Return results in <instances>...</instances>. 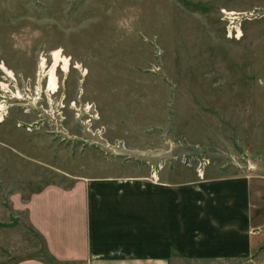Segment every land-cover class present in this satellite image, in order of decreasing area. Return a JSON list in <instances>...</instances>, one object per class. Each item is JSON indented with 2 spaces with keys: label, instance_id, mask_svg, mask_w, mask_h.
Returning <instances> with one entry per match:
<instances>
[{
  "label": "rangeland",
  "instance_id": "374dc122",
  "mask_svg": "<svg viewBox=\"0 0 264 264\" xmlns=\"http://www.w3.org/2000/svg\"><path fill=\"white\" fill-rule=\"evenodd\" d=\"M0 107V264H58L20 208L43 192L85 197L97 252L141 263L153 218L159 260L227 264L171 252L163 221L182 245L226 175L264 218V0H0Z\"/></svg>",
  "mask_w": 264,
  "mask_h": 264
},
{
  "label": "crops",
  "instance_id": "0c3cea01",
  "mask_svg": "<svg viewBox=\"0 0 264 264\" xmlns=\"http://www.w3.org/2000/svg\"><path fill=\"white\" fill-rule=\"evenodd\" d=\"M219 179L207 183L204 191L199 192L203 200L198 202L196 216L194 212L182 209L183 215L186 216L184 220L188 222V228L181 233L183 244L180 246H177L178 243H171L173 238L172 212L167 208L164 209V239H169L168 245L165 242L164 246H170L171 252L175 247L182 255L196 256L203 261L227 264H264V218H256L250 181L245 178L236 179L230 175ZM68 200L67 195L55 199L44 196L43 192L26 198L20 204L21 211H26L28 225L36 233L42 235L48 253L56 263L167 264L158 259L161 251L157 250V227L153 218L149 224L151 255L149 263H141V260L136 261L130 256H102L97 252L94 241L89 202H86L84 197L82 208L75 210L76 207L73 206L75 199L71 202ZM67 203L72 205L69 206ZM49 210L52 212H48ZM167 213L169 227H167ZM55 215L56 218H54ZM50 222L53 224L48 226ZM194 227H196L195 231ZM158 229L159 234H162L161 226H158ZM254 230H259V233L252 234ZM194 233H196V239H194ZM169 252L170 249L167 248L164 252L165 259ZM12 264L47 263L37 257H32L19 259Z\"/></svg>",
  "mask_w": 264,
  "mask_h": 264
},
{
  "label": "bare ground",
  "instance_id": "6f19581e",
  "mask_svg": "<svg viewBox=\"0 0 264 264\" xmlns=\"http://www.w3.org/2000/svg\"><path fill=\"white\" fill-rule=\"evenodd\" d=\"M231 20H232V18H231ZM52 61H53V64H52L51 68L49 69V71L47 72V76H46L47 77V90L50 93H55L57 91L56 68L61 64L62 70L66 72L68 70V67H69V60L67 58L63 57L59 50L58 51L56 50L52 53ZM1 68H2V70L4 69L8 75H10V76L12 75L11 72L7 71L4 68L3 65L1 66ZM39 68L41 69V71H43L45 69L44 60H42ZM0 111H2V107H0Z\"/></svg>",
  "mask_w": 264,
  "mask_h": 264
}]
</instances>
